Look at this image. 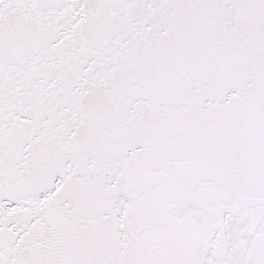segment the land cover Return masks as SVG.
Returning a JSON list of instances; mask_svg holds the SVG:
<instances>
[{
  "label": "snow or ice",
  "instance_id": "1",
  "mask_svg": "<svg viewBox=\"0 0 264 264\" xmlns=\"http://www.w3.org/2000/svg\"><path fill=\"white\" fill-rule=\"evenodd\" d=\"M0 264H264V0H0Z\"/></svg>",
  "mask_w": 264,
  "mask_h": 264
}]
</instances>
